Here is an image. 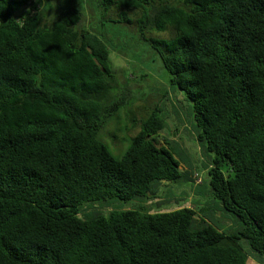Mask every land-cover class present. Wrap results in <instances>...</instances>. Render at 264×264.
Returning <instances> with one entry per match:
<instances>
[{
  "label": "trees",
  "instance_id": "16d2710c",
  "mask_svg": "<svg viewBox=\"0 0 264 264\" xmlns=\"http://www.w3.org/2000/svg\"><path fill=\"white\" fill-rule=\"evenodd\" d=\"M62 2L48 18L42 0H0V264H248L242 241L263 255L264 0ZM97 13L160 58L192 103L204 163L176 138L161 144L164 108L109 122L135 88L111 60L129 43ZM111 123L129 134L122 156L104 139ZM200 166L236 232L194 204L147 208L164 182L185 178L199 194ZM108 200L141 202L95 208Z\"/></svg>",
  "mask_w": 264,
  "mask_h": 264
},
{
  "label": "rangeland",
  "instance_id": "374dc122",
  "mask_svg": "<svg viewBox=\"0 0 264 264\" xmlns=\"http://www.w3.org/2000/svg\"><path fill=\"white\" fill-rule=\"evenodd\" d=\"M86 0H63L62 5L68 6L74 4L76 6H85ZM32 5V4H31ZM30 6V5H29ZM25 6L21 8L19 12L29 8ZM50 6L47 9L48 18H52L56 12L60 11L61 0H42V8ZM17 13V14H18ZM99 20H96L100 30L104 29L112 36L121 40L122 44L127 45L126 54L121 48L113 49L111 54V60L117 77L124 82L123 73L125 72L131 79L135 90V96L131 105L125 107L118 117L114 116L109 122L120 121L127 126L126 122L134 124L132 117L137 114H142V109L152 106L153 104L164 108V113L170 112L168 118V128L161 134V144H166L167 140L177 139V143L183 145L185 149L191 153L193 159H196L198 165L206 161L207 156L203 157L200 153L199 142L197 140V122L194 119L192 111V103L189 102L185 94L180 91H175L170 84L171 74L168 73L164 67L162 61L155 55V51L152 50L146 43L138 42V36L135 32H132L129 26H122L120 24H111L108 22V14H98ZM86 22L89 23L92 18L87 15ZM102 22L105 25H102ZM128 56L130 58L128 59ZM135 66V67H134ZM136 68V69H135ZM135 73L133 74V72ZM140 116V115H139ZM165 118V117H164ZM113 125L107 128L103 133L104 139L109 142L108 146L116 156H122L130 145V138L126 128L123 131L114 129ZM134 129L139 126L136 124ZM133 132L137 130H131ZM108 132V133H107ZM113 132V135L112 133ZM181 168L184 169V165L181 164ZM202 171L204 183L200 186L199 194L193 190L194 183L188 182L185 178L180 182H164L161 186V192H159V198L154 199L146 203V206L151 211L161 210L168 211L178 207L192 206L201 209V215L208 220L219 226L227 233H234L240 226V222L237 221L223 205L214 198L210 192L209 177L207 172L199 167ZM141 202V201H139ZM136 200L121 201V200H108L102 201L95 208H101L102 205L105 209H108L111 205V209L126 210L136 208L139 204ZM160 203L159 205H157ZM103 208V209H104ZM90 211V210H88ZM87 211V212H88ZM242 246L246 253H248V264H264V254L258 255L251 251L246 241H242Z\"/></svg>",
  "mask_w": 264,
  "mask_h": 264
}]
</instances>
